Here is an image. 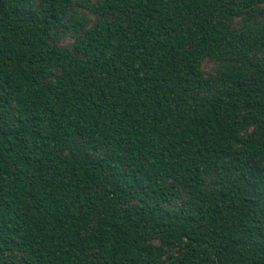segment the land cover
Wrapping results in <instances>:
<instances>
[{"label": "trees", "instance_id": "1", "mask_svg": "<svg viewBox=\"0 0 264 264\" xmlns=\"http://www.w3.org/2000/svg\"><path fill=\"white\" fill-rule=\"evenodd\" d=\"M0 264H264V0H0Z\"/></svg>", "mask_w": 264, "mask_h": 264}, {"label": "rangeland", "instance_id": "2", "mask_svg": "<svg viewBox=\"0 0 264 264\" xmlns=\"http://www.w3.org/2000/svg\"><path fill=\"white\" fill-rule=\"evenodd\" d=\"M209 67V64L208 63H205V68H208Z\"/></svg>", "mask_w": 264, "mask_h": 264}]
</instances>
